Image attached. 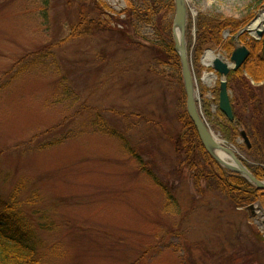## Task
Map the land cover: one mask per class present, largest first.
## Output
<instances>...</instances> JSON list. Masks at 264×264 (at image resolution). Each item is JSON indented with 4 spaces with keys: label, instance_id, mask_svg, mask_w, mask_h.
Masks as SVG:
<instances>
[{
    "label": "rangeland",
    "instance_id": "1",
    "mask_svg": "<svg viewBox=\"0 0 264 264\" xmlns=\"http://www.w3.org/2000/svg\"><path fill=\"white\" fill-rule=\"evenodd\" d=\"M128 1L102 0L115 21ZM186 3L196 22L200 15L243 20L264 9V0ZM84 16L97 19L94 0H0V87L8 85L0 91V195L8 198L20 185L21 200L38 195L23 209L38 226L44 264H264L258 203L255 214L237 209L205 184L195 187L179 165L182 90L150 70L153 49L116 22L113 30L87 34ZM40 52L49 58L34 63ZM19 64L24 72L15 77ZM193 68L215 112L221 79L207 85L203 77L214 71L195 61ZM259 86L264 94V82ZM64 88L70 98L58 103ZM97 115L126 136L173 193L176 208H166L163 191L117 140L94 131ZM68 133L63 144L38 149ZM238 141L247 144L243 136ZM38 209L53 232L39 229L32 214Z\"/></svg>",
    "mask_w": 264,
    "mask_h": 264
},
{
    "label": "trees",
    "instance_id": "2",
    "mask_svg": "<svg viewBox=\"0 0 264 264\" xmlns=\"http://www.w3.org/2000/svg\"><path fill=\"white\" fill-rule=\"evenodd\" d=\"M126 6L127 8L115 21L112 9L102 0H94L97 19L88 21L84 16L80 26H83V30L89 34L93 27L100 31L109 30L118 23L121 28H129L135 36L137 34L144 38L146 44L148 43L153 49V62L150 70L155 76H161L169 84L177 83L182 90L181 111L178 119L182 124L183 134L174 141L181 168L188 169L195 187L200 188L201 184H205L207 189L220 193L237 209L248 208L256 203L264 209V191L257 190L241 175L227 171L217 163L205 150L195 124L188 116L180 58L175 51L172 37V23L176 9L174 0H136L135 2L129 0ZM254 17L255 15L239 20L220 15H200L196 22L197 38L193 53L196 67L204 70L200 67V61L203 53L208 49L222 51L230 55L236 47L235 37ZM226 31L231 34L227 39L224 34ZM76 35L78 33L75 31L72 36ZM248 39L249 36L244 35L240 41L247 44L250 50L249 59L242 68L235 72L232 71L228 75V88L233 92L231 107L235 121L229 120L219 109L214 112L211 108L214 101L211 102L204 98L208 90L204 87H200V89L203 94V111L207 121L221 133L225 142L232 144L244 154L250 162L244 161L245 165L258 180L264 181V94L262 87H258L264 82V38L261 41ZM191 43L192 39L189 45ZM36 56L38 61L35 59L34 63L43 64L50 54L40 52ZM22 72L24 69L20 65L15 72V77H19ZM4 85V87H0V91L8 86L7 83ZM70 94L71 92L64 88L58 103L68 100ZM91 126L96 133L99 132L117 140L125 152L136 159L141 172L145 173L163 191L167 200L166 208H176L177 199L174 198L173 193L162 183L155 172L149 169L143 158L133 150L124 134L109 125L107 126L101 115H97ZM243 133L250 141L249 147L238 141ZM70 135L72 133L51 143L39 145L38 149L44 150L63 144ZM22 188L23 185H20L8 198L0 195V264H44V258L40 251L42 238L39 237L38 226H35L23 209V205L32 204L38 199V195L36 194L33 199L21 200L18 193ZM32 214L38 216L40 230L45 232L55 230L54 223L41 210L33 211ZM59 251L60 249H55L52 255H59Z\"/></svg>",
    "mask_w": 264,
    "mask_h": 264
},
{
    "label": "water",
    "instance_id": "3",
    "mask_svg": "<svg viewBox=\"0 0 264 264\" xmlns=\"http://www.w3.org/2000/svg\"><path fill=\"white\" fill-rule=\"evenodd\" d=\"M176 5L175 18L173 21L172 34L174 37L175 51L180 58L182 79L184 84V90L186 93V111L188 112L190 120L195 124L197 133L201 143L205 150L210 154L214 160L219 163L224 169L241 175L249 184H252L257 190L264 191V181L258 180L251 171L242 162L241 156L230 145L220 144L215 141V134L211 131L210 126L204 120L203 115L198 108V102L200 93L197 89V79L193 74L191 51L189 52L188 39L190 32L189 25V9L186 0H174ZM256 26V27H255ZM236 41L238 42L244 34H248L254 40H261L264 37V9L254 18L251 24H249L244 30L238 33ZM230 34L225 32V36ZM193 48V47H192ZM231 59L228 61L225 57L218 55L215 58L212 68L216 74L221 78L220 93H219V110L229 120L234 122L233 109L231 107V92L228 88V75L232 71H238L243 67L245 62L250 57V51L247 46L238 45L234 52L231 54ZM217 75H215V78ZM243 138L246 143L250 145L246 134H243ZM218 151L225 153L226 159L220 157ZM249 211H254V206L249 208Z\"/></svg>",
    "mask_w": 264,
    "mask_h": 264
},
{
    "label": "bare ground",
    "instance_id": "4",
    "mask_svg": "<svg viewBox=\"0 0 264 264\" xmlns=\"http://www.w3.org/2000/svg\"><path fill=\"white\" fill-rule=\"evenodd\" d=\"M204 57H205V59L203 61L204 64H206V65L213 64V62L215 60L214 54H212L211 52H207ZM214 80H215V76H211V75L205 74L204 77H203V81L207 85H212V83L214 82ZM215 141L216 142H219L220 144H224V142L221 141V139H220V137L218 135L215 136ZM217 153L220 155L221 158L226 159L225 153H222L220 151H218Z\"/></svg>",
    "mask_w": 264,
    "mask_h": 264
}]
</instances>
